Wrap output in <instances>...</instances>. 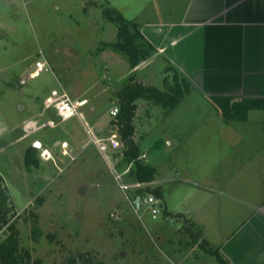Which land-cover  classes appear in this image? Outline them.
<instances>
[{"label": "rangeland", "instance_id": "1", "mask_svg": "<svg viewBox=\"0 0 264 264\" xmlns=\"http://www.w3.org/2000/svg\"><path fill=\"white\" fill-rule=\"evenodd\" d=\"M149 5L150 0H0V177L15 206L20 247L42 264H65L80 254L102 264H218L199 249L185 248L182 221L166 217L164 211L153 218L152 208L143 200L154 195L145 192L138 207L136 193L141 188L162 187L166 211L193 214L196 209L198 218L209 215L211 206L200 214L198 209L205 203L200 199L202 190L217 185L214 164L229 149L222 138L228 130L222 114L197 91L189 93L174 111L137 101L138 139L147 135L141 147L148 156L145 159L142 152V159L157 171L151 186L130 176V168L122 164L123 147L109 140L111 113L119 108L117 93L129 82L131 69L123 56L101 53H111L104 44L117 39V26L106 18L103 7L134 20L143 18ZM88 6L89 12L84 11ZM38 62H46L48 70L36 76ZM168 67L159 61L139 68L136 78L162 89ZM114 74L120 80L127 77L116 84ZM19 78L27 79L28 85L21 87L16 82ZM54 89L75 102L87 101L81 109L89 112L80 119L62 121L52 102L51 125H45L41 134L50 137V148L56 139L60 142L56 161L39 158L40 167L28 169L26 141L20 138L33 113L28 96H38L43 105L54 97ZM39 122L40 128L47 119ZM83 124L108 128L95 130L100 137L89 128V136L76 150L69 129H82ZM63 141L71 144L69 151L76 150L74 162L71 154H61ZM32 213L38 215L37 221ZM6 230H0V238Z\"/></svg>", "mask_w": 264, "mask_h": 264}, {"label": "crops", "instance_id": "2", "mask_svg": "<svg viewBox=\"0 0 264 264\" xmlns=\"http://www.w3.org/2000/svg\"><path fill=\"white\" fill-rule=\"evenodd\" d=\"M135 20L157 53L123 78L129 79L132 74L135 82L148 85L137 80L138 69L143 70L161 61L166 67L174 68L191 84L192 91H197L220 114L221 110L211 103L213 98L264 100V0H150L149 11L143 18L138 16ZM101 53L107 57H119L112 51ZM73 56H76L75 51ZM31 77L36 76L31 74ZM123 78L120 80L116 76V84H121ZM16 82L21 87L28 85L24 78ZM34 91L37 93L36 89ZM28 97L33 113L20 137L26 141L23 150L27 152L29 147H34L38 158L43 159L44 151H48L54 158L49 160L55 163V151L60 142L56 139L50 148L47 146L50 137L41 134L42 128L47 129L45 125H51L49 115L54 109V97H49L43 105H39L38 96L30 93ZM90 107L94 112V105ZM83 112L89 110L80 109L79 119ZM137 116L136 113L135 126ZM41 118H46L47 123L39 128ZM224 122L228 130L223 133L227 136L222 138L229 149L218 158L219 163L214 164L217 185L202 190L204 197L200 199L205 203L198 213L209 206L211 211L200 218L196 209L192 210L193 214L187 211L189 216L182 214L203 227L204 238L219 248L229 264H264V112L254 109L248 112L246 120ZM89 128L83 124L82 129L76 126L69 129L76 150L81 147L80 141L89 136ZM91 128L93 135L100 137L95 130L101 132L108 125L98 128L95 124L93 130ZM146 136L139 140L136 127L135 140L140 147ZM33 137L39 141H32ZM70 146L62 149L61 154L67 156L66 151L76 160V150L69 151ZM143 153L146 159L148 155ZM237 186H243V189ZM209 227H213L211 231ZM230 227L234 228L231 230ZM187 249L203 252L197 246Z\"/></svg>", "mask_w": 264, "mask_h": 264}, {"label": "trees", "instance_id": "3", "mask_svg": "<svg viewBox=\"0 0 264 264\" xmlns=\"http://www.w3.org/2000/svg\"><path fill=\"white\" fill-rule=\"evenodd\" d=\"M92 7H98L92 3ZM91 7H85L89 12ZM103 13L117 26V39L114 43L104 44V49H111L123 56L130 65L131 71H135L143 62L150 60L156 53V47L144 36L141 25L134 19L128 20L111 7H103ZM172 69V70H171ZM169 73H174L172 77ZM164 87L159 89L152 85H144L135 82L134 76L129 77L127 85L123 86L117 93L119 103V114L113 118L110 125L113 130L117 129L123 144L122 164L130 168L129 174L140 184H150L155 180L156 169L146 164L142 159V149L135 140L136 126L134 120L138 110L137 101L144 100L150 104L162 106L169 111H174L184 101L185 97L192 92L191 84L172 67H168L164 78ZM212 104L219 108L226 122L246 120L250 110H262L264 112L263 99H241L235 100L229 97H218L211 100ZM37 149L29 147L25 155L26 167H40ZM4 179L0 177V230L7 227L6 236L0 238V264H42L41 260H34L30 251L20 247V231L17 229V214L15 206L5 187ZM145 192L154 197L164 199L162 187H147L139 189L137 197H143ZM136 197V198H137ZM43 204V199H39ZM142 204V203H141ZM140 204V206H142ZM166 217L176 218L182 221L183 235L186 236L185 248L199 247L205 254L216 258L218 264H229L221 254L219 248L210 244L204 238L203 227L188 219L182 213H171L165 210ZM32 217L38 220V215L32 213ZM40 231H35V234ZM41 234V233H40ZM51 240L54 236H49ZM37 239V238H36ZM35 239V240H36ZM65 264H102L88 254H80L78 257L71 256Z\"/></svg>", "mask_w": 264, "mask_h": 264}, {"label": "built area", "instance_id": "4", "mask_svg": "<svg viewBox=\"0 0 264 264\" xmlns=\"http://www.w3.org/2000/svg\"><path fill=\"white\" fill-rule=\"evenodd\" d=\"M36 66H37V69L35 71L36 76H38L43 71L48 70L46 62H44V63L38 62L36 64ZM53 96H54V100L52 102L56 104L55 105L56 111H57L58 115L60 116V118L62 119V121H68L74 117L80 116V109L84 103L73 101L65 93L59 95L55 91ZM111 114H112L113 118L117 117V115L119 114V108L114 109ZM109 140L113 142V145L115 147H117V146L119 147L120 145H121V148L123 147V144L120 140V135H119L117 129H115L111 132V134L109 136ZM61 146L64 150H66L69 147V144L67 142H64V143H62ZM64 154L69 156V154L66 151L64 152ZM43 157L45 159L54 160L53 156L48 151H44ZM71 160L74 161L75 159L72 158ZM121 187L123 189H125L124 188L125 186L122 185ZM143 202L152 208L153 218L156 219L157 215L162 211V208H163L161 200L154 197V196H149V197L145 198L143 200ZM138 207H140V205H138Z\"/></svg>", "mask_w": 264, "mask_h": 264}, {"label": "water", "instance_id": "5", "mask_svg": "<svg viewBox=\"0 0 264 264\" xmlns=\"http://www.w3.org/2000/svg\"><path fill=\"white\" fill-rule=\"evenodd\" d=\"M140 200H141V197H138L137 200H136V204H137V205L140 204Z\"/></svg>", "mask_w": 264, "mask_h": 264}]
</instances>
